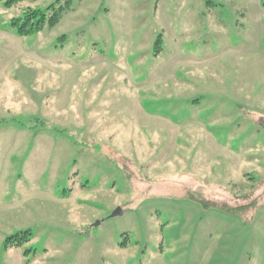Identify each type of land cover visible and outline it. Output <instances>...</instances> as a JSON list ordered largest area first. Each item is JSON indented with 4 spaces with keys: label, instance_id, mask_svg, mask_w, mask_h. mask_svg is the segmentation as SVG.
Listing matches in <instances>:
<instances>
[{
    "label": "rangeland",
    "instance_id": "1",
    "mask_svg": "<svg viewBox=\"0 0 264 264\" xmlns=\"http://www.w3.org/2000/svg\"><path fill=\"white\" fill-rule=\"evenodd\" d=\"M5 1L0 264H264L261 0H72L27 37L11 21L58 0Z\"/></svg>",
    "mask_w": 264,
    "mask_h": 264
},
{
    "label": "trees",
    "instance_id": "2",
    "mask_svg": "<svg viewBox=\"0 0 264 264\" xmlns=\"http://www.w3.org/2000/svg\"><path fill=\"white\" fill-rule=\"evenodd\" d=\"M21 0H6L4 3L5 7H11L18 4ZM69 1L58 0L54 4L49 5L44 10H25L23 16L18 19L11 21V26L15 28V34L18 37H27L36 34L41 31L44 27L53 28L56 26L65 10L68 9ZM261 6L264 9V0H261ZM159 40L155 43L157 45ZM203 207L206 208H217L221 209L229 214H241L244 212V206L228 208L225 205L202 203ZM28 234L19 233L7 239L6 245L18 246L21 241L20 239L26 237Z\"/></svg>",
    "mask_w": 264,
    "mask_h": 264
},
{
    "label": "crops",
    "instance_id": "3",
    "mask_svg": "<svg viewBox=\"0 0 264 264\" xmlns=\"http://www.w3.org/2000/svg\"><path fill=\"white\" fill-rule=\"evenodd\" d=\"M154 1L155 0H151V2L152 3H141V4H148L147 6H144V5H138L139 6V8L140 9H142V8H144V7H146L147 9H150L151 7H152V4H154V10H155V12H154V14H156V12L159 10V6H161V7H165L166 5H167V3L166 2H163V3H161L160 4V2L161 1H163V0H156V2L154 3ZM72 3V0H70V4ZM205 3L207 4V5H209V6H211V7H216V8H218L219 7V5L215 2V1H213V0H206L205 1ZM159 5V6H158ZM171 10V8H169L168 7V5H167V11H170ZM158 36H160V34L159 35H157V37ZM159 52V51H158ZM160 52H161V50H160ZM160 52L159 53H157V55H156V58L158 57V56H161V54H160ZM172 58H176L177 57V55H176V53L174 54V55H170ZM179 56V58H184L183 56H181L180 54L178 55ZM189 62H187V63H185V66H186V64H188ZM157 70V69H156ZM155 70V71H156ZM166 73H162V74H159L160 76H164ZM171 82L172 83H174L173 82V80H171ZM187 82V81H186ZM213 86H215V88H217V86L215 85V84H213ZM177 89L180 91L181 89L179 88V87H177ZM200 89H204L205 90V86L204 85H201L200 84ZM176 90V89H175ZM178 98V97H177ZM211 99H218L219 101H223L224 99L221 97V95H217V94H213V93H211V92H207L206 94H200L198 97H194V98H192V99H190V100H185V101H183V98H178L177 99V101L176 102H170V104L169 105H167V107H166V109L163 111V110H157V112H155L156 111V109H153L152 110V112H149V114L151 115V116H149V115H147V114H145V117L147 118V119H154V120H159V121H162V120H165V119H168V118H171V116H170V109H175L176 110V114H180L181 115V117H179V118H175L174 119V121L175 122H180L182 119H184V116H189L191 113H190V111L189 110H191V109H195V108H200V105L201 104H205V106L206 105H210L211 103H212V101H209V100H211ZM184 110H186V111H184ZM155 116V117H154ZM145 118V119H146ZM263 119H264V117H263ZM155 122V121H154ZM182 124H183V122H181ZM181 124H179V126H180ZM237 127H238V125L235 127L236 129H237ZM234 127H231L230 129H231V131L230 132H232L234 129H235ZM13 130H16L15 128L13 129ZM12 132H14V131H12ZM23 132V131H22ZM15 134H16V132H14ZM207 135H210V136H212V135H214V133L213 132H205ZM255 133H259L260 135L261 134H263L264 133V131H260V132H257V131H255ZM223 148H225V147H223ZM235 152V151H234ZM236 153V152H235Z\"/></svg>",
    "mask_w": 264,
    "mask_h": 264
},
{
    "label": "water",
    "instance_id": "4",
    "mask_svg": "<svg viewBox=\"0 0 264 264\" xmlns=\"http://www.w3.org/2000/svg\"><path fill=\"white\" fill-rule=\"evenodd\" d=\"M119 215H121V211H120V209H117L112 213V215H110V217L112 218V217L119 216ZM97 225H98V223H97Z\"/></svg>",
    "mask_w": 264,
    "mask_h": 264
}]
</instances>
